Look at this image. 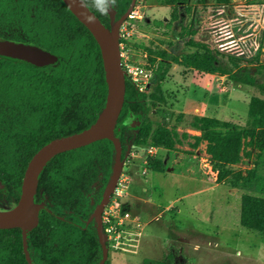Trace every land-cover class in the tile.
Returning <instances> with one entry per match:
<instances>
[{
	"label": "trees",
	"instance_id": "1",
	"mask_svg": "<svg viewBox=\"0 0 264 264\" xmlns=\"http://www.w3.org/2000/svg\"><path fill=\"white\" fill-rule=\"evenodd\" d=\"M105 22L108 8L99 0H85ZM131 0L118 9L120 17ZM174 4L171 21L178 20L180 0ZM115 7V6H114ZM113 7V8H114ZM116 9V8H114ZM173 36L203 50L178 55L177 46L147 48L151 83L140 92L126 78L124 105L118 120L140 115L138 129L122 126L117 133L122 143V157L129 145L158 146L174 149L176 132L167 123L149 117L150 105L164 102L161 82L173 64L185 72L230 75L236 83H264L247 75L241 55L219 51L206 39L196 36L197 29L186 35L170 27ZM0 38L31 42L59 56L57 62L34 66L0 56V190L1 203L17 202L28 161L47 141L80 131L95 121L107 95V84L100 46L90 30L71 12L63 0H0ZM248 113L256 118L252 126L239 127L221 119L215 112L197 117L201 134L196 144L207 141V163L221 182L229 176L242 178L233 166L242 159L247 143L256 141L264 149V99L250 97ZM114 144L107 138L63 151L51 158L40 174L38 198L44 197L48 209L40 213L37 226L28 236L31 256L37 264H97L103 256L96 222L87 223L108 184L113 164ZM161 159L151 157L153 169H161ZM99 185H102L100 194ZM237 185V184H235ZM98 196V197H97ZM63 216V217H61ZM241 226L264 233V197L245 193L240 205ZM123 227H121L122 229ZM181 250L170 248L159 259L144 258V264H185ZM107 259L105 264H109ZM0 264H29L25 258L19 227L0 228Z\"/></svg>",
	"mask_w": 264,
	"mask_h": 264
},
{
	"label": "rangeland",
	"instance_id": "2",
	"mask_svg": "<svg viewBox=\"0 0 264 264\" xmlns=\"http://www.w3.org/2000/svg\"><path fill=\"white\" fill-rule=\"evenodd\" d=\"M136 4L142 16L127 20L134 24V34L124 41L129 61L148 63V49H169L168 41L177 46L180 56L201 53L202 49L173 36L170 27L183 36L197 29L196 36L219 51L241 55L242 65L246 64L242 72L264 83V0H180L181 25L172 23L174 4L168 0H137ZM185 78L189 85L195 83L190 90L185 89ZM239 85L218 72H185L179 64L170 68L161 82L164 102L150 105L149 117L174 128L177 141L174 149L157 146L149 153L147 146H133L127 152L120 174L124 186L107 205L116 199L121 214L127 210L138 220L124 221L123 238L117 243L121 248L108 247L109 264H144V258H162L173 247L181 250L185 264H264V233L240 224L242 195L264 197V149L256 141L247 143L241 161L233 166L243 179L229 176L219 182L207 163V141L195 142L201 134L196 118L213 113L214 108L218 117L236 126L256 123L248 103L250 97L264 99V89ZM220 99L224 101L219 109H202ZM151 157L161 159V169L151 167ZM14 205L4 201L0 211ZM127 238L134 244L124 243Z\"/></svg>",
	"mask_w": 264,
	"mask_h": 264
},
{
	"label": "water",
	"instance_id": "3",
	"mask_svg": "<svg viewBox=\"0 0 264 264\" xmlns=\"http://www.w3.org/2000/svg\"><path fill=\"white\" fill-rule=\"evenodd\" d=\"M63 1L71 12L90 30L100 46L107 84L106 101L95 121L88 127L68 135L55 137L43 144L32 155L24 171L18 201L12 208L0 211V228L19 227L22 234L25 258L29 264H37L34 262L29 250L28 236L37 226L41 210L46 209V205L42 200H36L41 172L49 160L58 153L107 138L113 142L115 149L112 174L99 202L89 217V220L94 218L96 222L99 241L103 249V256L97 264H105L108 258V246L103 230L102 212L118 184L125 158L122 157V143L116 134L121 128V126H117V122L124 105L126 91V76L121 64L118 30L119 25L127 18L134 7L136 0H131L127 10L119 18L115 17V9L110 6L108 12L111 24L109 26L99 18L85 0ZM0 56L34 66H46L57 62L59 59L56 53L39 45L1 38ZM140 119V115L128 116L122 124L136 125L135 129H138ZM0 190L6 191L5 185L1 182Z\"/></svg>",
	"mask_w": 264,
	"mask_h": 264
},
{
	"label": "built area",
	"instance_id": "4",
	"mask_svg": "<svg viewBox=\"0 0 264 264\" xmlns=\"http://www.w3.org/2000/svg\"><path fill=\"white\" fill-rule=\"evenodd\" d=\"M139 5H134L132 10L127 16L126 21H123L119 25L118 35H119V45H120V54H121V64L123 67V71L125 73L126 78H128L133 85L136 87L137 90L140 92L146 91L151 83L152 79V68L148 66L146 61H129L127 55V43L124 41L131 37L134 34V24L127 22L129 19L133 18H140L142 13L139 10ZM147 152L153 153L157 146H147ZM124 186L123 179L119 178L118 184L115 188L116 194H120L122 188ZM113 192V193H114ZM121 207L120 203L115 199L106 206L102 214V223H103V230L106 235L107 241L111 244L112 247H120V238H123L122 232L125 231L124 228L121 229L122 225L124 224L125 220H138L132 217L131 213L127 210H124L121 214ZM138 222V221H137ZM140 226V224H137ZM138 234L140 231L137 232ZM125 237V236H124ZM128 239V238H127ZM133 241V240H132ZM132 241H124L126 244H130ZM133 243V242H132ZM131 243V244H132ZM134 244V243H133ZM114 245V246H113ZM121 248V247H120Z\"/></svg>",
	"mask_w": 264,
	"mask_h": 264
},
{
	"label": "flooded vegetation",
	"instance_id": "5",
	"mask_svg": "<svg viewBox=\"0 0 264 264\" xmlns=\"http://www.w3.org/2000/svg\"><path fill=\"white\" fill-rule=\"evenodd\" d=\"M137 1V0H136ZM131 2V1H130ZM124 4V0H116V3H115V7L114 6H111V7H114V8H116L115 9V17L116 18H119V17H117V13H118V9L120 8V6L121 5H123ZM130 5V4H129ZM135 5H136V2H135ZM129 7V6H128ZM110 7H108V9H109ZM110 17V16H109ZM124 21V20H123ZM106 25H110L111 24V18H109L107 21H105L104 22ZM1 39H5V38H1ZM7 40H11V39H7ZM12 41H15V40H12ZM17 42H23V41H17ZM24 43H31V42H24ZM32 44H35V43H32ZM37 45V44H36ZM44 48V47H43ZM126 49H127V47H126ZM122 111V110H121ZM121 114V113H120ZM129 116H134V115H129ZM119 117H120V115H119ZM128 117V116H127ZM127 117H125L124 119H122L121 121H119L120 122V124H118V122H117V126H121V128H120V130L122 129V126H124V124H122V122L124 121V120H126L127 119ZM118 120H119V118H118ZM140 122H141V119H140ZM140 122H139V125H140ZM125 126H131V127H136V125H125ZM119 130V131H120ZM136 130V129H135ZM118 132H116V134H117ZM132 147V145L130 144L129 145V148H128V151H129V149ZM123 152V151H122ZM126 153H127V151H126ZM99 187V190H100V194H101V191H102V188H103V186L102 185H99L98 186ZM113 194V193H112ZM111 194V195H112ZM98 197V196H97ZM100 198H101V196H100ZM100 198H99V200H100ZM111 198V197H110ZM109 198V199H110ZM36 200L37 201H43L44 202V204H45V201H44V197H40V198H38V192H36ZM99 200H98V202H99ZM6 201H8V200H6ZM109 201V200H108ZM16 203V202H15ZM46 205V204H45ZM106 206H107V203H106V205H105V207H104V209L106 208ZM46 209H48L47 208V206H46ZM104 209H103V211H104ZM42 210H44V209H42ZM41 210V211H42ZM41 213V212H40ZM102 214H103V212H102ZM61 217H63V216H61ZM91 220H93V221H95L94 220V218H92ZM91 220H87V223L89 222V221H91ZM107 246L108 247H111V245L109 244V242L107 241ZM108 252H109V249H108ZM109 254V253H108ZM108 259V258H107Z\"/></svg>",
	"mask_w": 264,
	"mask_h": 264
},
{
	"label": "crops",
	"instance_id": "6",
	"mask_svg": "<svg viewBox=\"0 0 264 264\" xmlns=\"http://www.w3.org/2000/svg\"><path fill=\"white\" fill-rule=\"evenodd\" d=\"M212 75H213V74H212ZM185 81H186V78L183 80V82H184V86H185V89L189 87V90H190V88H192V87H190V85L193 86V85L195 84V83H191V84L189 85V83H186ZM191 82H194V81L191 80ZM239 84H240V85H239L240 87H242V86L245 85V84H241V83H239ZM246 85H248V84H246ZM194 88H196V87H194ZM225 91H227V89H226ZM225 91H223V92H225ZM223 101H224V99H220V102H214V103H213V102H207V104H204V105H203L204 107H203L202 109L205 111L206 108H207V109L210 108V110H211V109H213V108L216 107V106H218L217 109H219V107L223 104ZM194 104H195V103H194ZM198 107H199V106H197L196 109H198ZM184 111H188V110H184ZM213 112H216V111H215V108H214Z\"/></svg>",
	"mask_w": 264,
	"mask_h": 264
},
{
	"label": "clouds",
	"instance_id": "7",
	"mask_svg": "<svg viewBox=\"0 0 264 264\" xmlns=\"http://www.w3.org/2000/svg\"><path fill=\"white\" fill-rule=\"evenodd\" d=\"M99 2L104 3L106 5L105 11H107L108 7L115 5L116 0H99Z\"/></svg>",
	"mask_w": 264,
	"mask_h": 264
}]
</instances>
